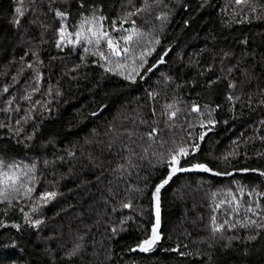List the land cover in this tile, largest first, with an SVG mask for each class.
<instances>
[{
    "label": "trees",
    "instance_id": "trees-1",
    "mask_svg": "<svg viewBox=\"0 0 264 264\" xmlns=\"http://www.w3.org/2000/svg\"><path fill=\"white\" fill-rule=\"evenodd\" d=\"M35 3L34 13L25 0L28 10L21 26L16 28L9 23L14 11L13 0H0V123L6 125L0 128V159L37 163V183L31 200L17 197L12 206L0 201V220L6 224L0 228V264H81L79 259L69 261L64 258V253L71 247V237L89 229L84 257L87 264H207L209 252L213 253L214 264H264V231L251 242L244 239L254 234L251 230L227 232L226 235H238L241 239L223 250L220 245L225 241H220L214 249L201 242L209 235L207 226L212 215L213 192L235 190L234 181L248 186L245 193L252 186H259L264 192V178L251 172L234 171L245 167L264 169V139H261L264 137V125H261L264 104L258 103L264 99L260 93L264 89V0H251V6L257 8L255 13L249 12L247 5L242 9L236 7L234 0H160V6L154 7L151 14L134 17L139 27L144 31L152 30L153 36L160 39L140 75L156 63L165 49L169 46L170 49L163 63L144 75V79L137 76L134 84L105 73L98 63H93L97 58L86 55L79 44L57 49L54 41L59 21L48 11L49 0H35ZM133 3L139 7L141 0H133ZM128 4L129 0H88L87 7L99 6L100 14L106 17L104 28L112 32V22H117L118 29L120 17L130 10ZM53 7L70 12L65 23L70 32H75L74 26L81 12L79 0H70L68 5L56 0ZM161 11L169 12L163 24L155 20ZM244 15L249 19L243 20ZM37 18L50 26L42 38L39 24L29 23ZM237 19L243 22L236 23ZM123 27L127 28L129 24L125 23ZM112 35H118V32H112ZM245 39L247 43H241ZM29 49L37 51L38 57L24 56ZM224 52L234 55L224 57ZM244 53L254 55L245 56ZM81 55L86 57L84 64L72 71L75 65L81 64ZM238 62L241 68L255 65V79L250 84L240 86L244 78L238 70L232 76L237 83L234 90L228 89L223 80L208 88L207 80L221 75L222 66L229 67ZM28 64H33L35 71L40 72L39 85L35 83L34 69L28 68ZM210 65L212 71L209 72ZM201 72L205 75H200ZM165 77L171 79L165 81ZM177 85L181 87L177 88ZM5 87L7 92L3 91ZM33 87H39V91L33 93ZM57 91L61 93L59 96ZM148 92L159 95L152 100L147 96ZM230 92L239 100L229 102L226 97ZM25 94H30L31 100L22 99ZM249 96L252 97L251 104ZM9 100L11 104L7 103ZM173 100L180 101L177 105L181 109L176 127L178 137L191 131L195 139L202 130L199 113L189 111L193 103L200 106L204 118L207 116L204 106L214 109L212 117L217 123L203 141H197L201 146L195 160L207 162L215 171H227L232 175L179 173L160 193L162 240L159 246L152 253L129 251L138 239L143 238L145 231H150L151 222H154L150 192L144 196L133 194V208H122L120 202L130 198L129 187L139 185L143 188L146 183L149 188L153 187L163 169L154 170L144 161L137 172L116 181L111 169L119 160V144L109 151L104 144L95 141L107 140L104 132L114 117L121 130L132 129V119L137 112L142 110L151 119L150 107L154 106L159 113L163 104ZM101 105H106L103 111L95 117L89 115ZM6 108L8 111H4ZM26 112L30 118L24 122L22 118ZM17 120H21L20 125L16 124ZM189 125L193 127L189 128ZM18 127L20 134L16 133ZM93 130L99 133L98 137L93 135ZM29 135H33L32 140L27 139ZM86 138L93 143L86 144ZM50 140L54 143H49ZM73 146L76 159L67 157L64 151L73 150ZM233 150L237 155L230 163L219 159ZM88 153L103 161V167L89 164ZM59 156H64V162L56 159ZM45 160L49 161L47 167ZM52 161H55L54 165ZM109 181L119 190L114 198L108 196ZM52 190L62 195L32 213L33 203H40L39 193ZM221 199L224 197L218 196L216 203ZM244 199L247 200V196ZM261 203L264 204V198ZM21 208L33 219H42V225L32 228L26 224ZM226 208L224 205L217 210L218 220L222 221ZM121 219L126 221L123 225ZM12 224H18L20 228H13ZM113 227L117 228L114 236L111 235ZM12 241L16 242L15 246ZM93 241L97 242L95 249ZM177 245H180L179 251L191 255L171 252L170 249Z\"/></svg>",
    "mask_w": 264,
    "mask_h": 264
},
{
    "label": "snow or ice",
    "instance_id": "snow-or-ice-1",
    "mask_svg": "<svg viewBox=\"0 0 264 264\" xmlns=\"http://www.w3.org/2000/svg\"><path fill=\"white\" fill-rule=\"evenodd\" d=\"M56 0H49L47 5L48 11L53 14L54 19H58L59 27L55 29V47L57 49H63L66 45L75 46L77 44L83 47L84 53L86 55H91L96 57L93 63H98L100 67L104 69L105 73H112L117 76L122 77L125 81L130 83H135L137 76L142 80L144 75L150 73L157 67V65L164 62L165 56L167 55L169 49H165V52L161 54L160 58L151 67L146 69L144 75H140V70L145 68L147 64V57L151 56L155 51L154 45L160 43L158 37H154L152 30L144 31L141 27L137 25L136 19L134 17H142L144 15L151 14L154 7L160 6V0H141L140 6L136 7L133 0H129L128 7L130 10H126L124 14L119 19V28L117 29L116 21L112 22V32H118V35H112V32L104 28L103 22L106 17L102 14L101 8L99 6L93 5L92 7H87L88 0H79V6L81 9L80 19L75 27V32H70L65 21L70 16L68 10H61L60 8L53 7ZM63 4H70V0H61ZM14 11L12 19L9 21L14 27L19 28L21 26V20L25 16L28 8L25 6V0H13ZM28 5L31 10L36 12L35 0H28ZM234 5L240 7L241 9L247 5L249 12L255 13L257 11L256 7L251 6V0H234ZM167 8V5H164ZM187 7V5H185ZM87 13V14H85ZM40 15H46L41 13ZM169 17V12L161 11L155 16V20L163 22L167 21ZM260 18V17H254ZM249 16L244 15L243 20H248ZM243 20L237 19L236 23H241ZM30 24H39L41 28V38L43 37V32L47 31L50 27L48 24L37 19H33L29 22ZM127 23L129 27L125 28L123 25ZM147 23V21H145ZM188 22L185 21V24ZM74 37V38H73ZM241 43L246 44L247 40H242ZM137 49H140L137 51ZM31 54L33 57H38V53L35 50L29 49L25 51L24 56ZM234 55V53L224 52V57H229ZM243 55H254V53H244ZM85 55H81V64L75 65L72 71L78 70L85 61ZM21 61L24 57L22 56ZM55 59V57H53ZM37 64L40 61L37 59ZM223 64V61H222ZM28 68L34 69L33 64H28ZM255 65L251 68H241L240 63L233 64L229 67H221V75L216 76L215 79L207 80L208 88L211 89L214 85L218 84L221 80L226 81V86L230 90H234L237 87V83L232 79L234 72L240 71L241 76L244 78L240 81V86L243 87L245 84H250L253 79ZM22 71V69H21ZM35 71V69H34ZM207 71H212V66L210 65ZM200 75H205L201 72ZM35 83L40 84L41 74L39 71H35ZM170 77H165V81H169ZM181 85H177L180 88ZM4 92L8 91V88L3 89ZM39 87H33L32 92H38ZM52 89L49 88V94H51ZM262 96H264V89L260 90ZM61 93L56 92L59 96ZM158 93L148 92L147 96L155 100ZM22 99L31 100L30 94H25ZM226 99L231 102L234 99L239 100L238 96H234L231 92L227 95ZM249 104L252 102V97H248ZM7 103L11 104L12 101L9 100ZM37 104L40 102L37 101ZM180 103L179 100H173V102L165 103L161 106V110L158 113L154 106L149 108V114L151 119L147 118V114L140 112L136 113V116L132 119L133 128L123 129L117 126L115 122V117L113 121L109 122L107 125L104 136L107 140L97 139L95 142L97 144H104V146L110 151L113 147L119 144V151L117 155L119 160L116 166L111 169V173L114 175L116 181L125 179V177H130L133 172H137L144 161H147L154 170L163 169L158 177V182L154 184L153 187L149 188L146 183L143 188L139 185L135 187H129L127 189L129 193V199L127 202H120L122 208L128 209L133 208L132 195L137 194L139 196L147 195L150 192V208L154 215V222H151L150 231H145L143 238L138 239L135 245L129 249V251H139L141 253H152L160 244L162 240L161 234V190L176 177L179 173L188 172H204L212 173L215 176H231L232 173L224 171H215L209 166L207 162H200L195 160L196 154L200 150V143L197 141H203L207 135L208 131L216 125L217 121L212 117V112L214 109H209L208 106H204L207 111V116L204 118V113L201 112L199 105L193 103L190 107L191 113H199V127L202 129L199 132V136L195 139L192 138V132L188 131L186 136H177L176 127L177 119L181 115V109L177 107ZM260 104H264V99L258 101ZM35 105H33L34 107ZM106 105H101L97 111L89 113L90 116L95 117L98 112L103 111ZM217 108L220 105L216 106ZM4 111H8L6 108ZM19 111V109H17ZM30 118L29 113H25L22 118L24 122ZM127 119V117H125ZM17 125L21 124V120L16 121ZM261 125H264V121H261ZM6 127L3 123H0V128ZM193 125H189V128ZM141 128L146 130L141 131ZM204 129H207L205 131ZM38 128L34 129L33 135ZM16 133H21V128L16 129ZM33 135L27 137L28 140L33 139ZM93 135L99 136V133L93 130ZM261 139H264L262 137ZM49 143H54V141H49ZM86 144H92L93 141L86 138ZM235 144V142H233ZM65 154L67 157L76 159V150L73 146V150L65 149ZM237 153L235 150L226 153L219 159L225 163H230L231 159L236 157ZM260 155V154H258ZM61 162H64V156H59L56 158ZM86 159L88 163L94 167H103V161L99 160L98 157L94 156L92 153H88ZM53 165L55 161L51 162ZM45 166L49 165V161H44ZM37 171V163L33 161L30 164H23L20 162L12 161L6 162L0 159V201L6 202L9 206H12L13 200L17 197L28 198L31 200L32 195L35 191L34 185L37 183V177L35 175ZM234 171H239L243 173H254L258 177L264 178V169L260 168H240L234 169ZM236 188H228L220 192H213V206L212 215L210 216L209 235L206 239L202 238V243H207L209 249H214L217 245H220V241H225L220 245L221 249H228L232 247V242L241 239L238 235H226L227 232H236L239 229L251 230L254 234L247 235L244 237L247 241L251 242L257 239L260 231H264V204L261 203V198H264V192L259 190V186H252L249 188L247 193H245L246 185H241L237 182ZM56 185L53 184V188ZM108 196L114 198L119 194L118 188L112 186V181H109V187L107 188ZM58 195H62L56 190L43 191L39 193L37 199L40 203H33L30 211L36 213L40 210L43 205H47L49 202L53 201ZM218 196L224 197L219 203H216V198ZM247 196V200L244 197ZM105 204L107 205L108 200L105 199ZM227 205L225 210L224 218L222 221L218 220L216 212L221 209L222 206ZM241 209L243 212L241 213ZM112 211L115 212L116 209L113 207ZM21 212L24 217L26 224H29L32 228H38L42 225V219H33L28 212H25L21 208ZM7 213H5L6 215ZM126 221L121 219L120 224L123 225ZM6 227L3 220H0V228ZM13 228H20L18 224H12ZM121 231L124 229L121 228ZM91 229L88 232L75 234L71 237V247L67 249L64 253V258L69 261L79 259L81 264H87L84 257L87 252V240ZM117 233V228L113 227L111 229V235L114 236ZM111 236L109 237V239ZM15 241H12V246H15ZM96 241L92 242L93 249H95ZM61 248L64 245H60ZM180 245L175 248L170 249L171 252L177 253L180 256L191 255V253H186L184 251H179ZM246 254V252H245ZM200 255V253H197ZM15 264V262H13ZM207 264H214L213 253L209 252L207 254Z\"/></svg>",
    "mask_w": 264,
    "mask_h": 264
}]
</instances>
